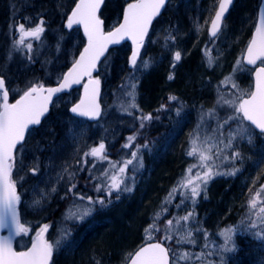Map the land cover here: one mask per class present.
I'll use <instances>...</instances> for the list:
<instances>
[{
	"label": "trees",
	"instance_id": "obj_1",
	"mask_svg": "<svg viewBox=\"0 0 264 264\" xmlns=\"http://www.w3.org/2000/svg\"><path fill=\"white\" fill-rule=\"evenodd\" d=\"M216 1L214 0L215 4H217ZM259 1L235 0L224 22V26L229 24L228 34L232 41L241 37V34L244 36L246 32L247 40L250 38ZM76 2L77 0H0V77L5 79L6 85L10 88L11 100L19 97L32 84L53 85V73L58 69L64 73L70 66L66 59L69 39L73 35L82 42L81 46L84 44V38L79 30H67L63 25ZM130 2L133 0H105L100 11L104 26L109 27L117 18H120L124 6ZM208 2L210 0H171L161 16L154 22L140 58H138V63L147 60L150 66L135 72V103L139 111L135 108H128L130 97L125 94L131 91V88L125 87V84L130 79L129 74L133 72L128 62L129 46L124 44L110 50L100 62L95 76L106 80L110 86L112 96V99L109 98L110 107L125 112L124 117H126V124L111 146L108 147L111 137L103 141L106 143V150L112 153L111 161L103 171L97 174L89 170L77 174L78 168H76L77 187L73 193H69L67 191L69 186L63 183L60 191L44 211L28 213L24 206L19 207V217L25 227L34 232L45 224L50 225L48 241H60L54 251L51 264H96L97 260L100 264H125V258L129 253H133L146 243L155 242H161L163 246L171 250L170 264L174 258L172 252L177 255L181 252L190 253L189 264H264L262 253H258L260 250L257 248L262 244V239L254 235L258 231L263 232L262 224L255 215H251V211H256L258 208L253 210L249 208L254 188L249 189L247 193L250 195L248 196L247 193H243L245 188L237 184V179L219 175L209 181L207 199L204 198L203 193L196 198L195 204L190 199L181 203L178 192L173 197H169V193L190 173L180 163L179 142L175 141V143L174 139H169L170 128L161 104L166 105L165 100L169 98L166 96L171 94L177 97L174 105L177 104L176 107L181 108L180 111L191 118L192 113L198 107L197 86L194 87L198 82L196 75H204V67L197 62L204 63L207 60L205 50H210L209 43L211 42L209 38H206V44L185 60L182 54L181 61L173 68V55L175 51H181L176 39L181 20L179 13L188 6L191 15L196 16L197 8ZM251 18L252 25L249 28L248 21ZM41 20L44 21L46 50L33 56L29 51L22 53L20 50V55L19 50L12 49L9 37L10 35L13 37L15 26L23 23L26 28H31ZM239 30L241 33H238ZM155 31H157V41L152 45ZM74 32L76 34H73ZM18 55L24 64L17 63L16 56ZM242 67V71H236V74H240L237 76L245 82L246 74H248L251 83V70L243 65ZM169 74H173L172 80L168 79ZM203 84L205 85V82ZM63 99L62 106L66 112L65 116L70 118V105L65 102L66 96ZM102 104L104 108V102ZM166 110H169L168 114L171 112L170 109ZM148 113H151L154 118L145 122V126L141 128V120L137 117ZM223 117L221 116L218 118L219 121L214 123L219 143V158L215 156L210 160L215 161L214 165L218 166L214 170L220 172L237 168L231 158L224 160L227 154L224 152L225 142L221 143V141L226 138L225 129L228 127L222 120ZM54 119L55 114L51 110L41 126L33 129L25 143L18 148L17 163L13 167V179L17 182V192L21 200L28 196L37 174H40L42 169L39 168L37 173L33 174L32 170L24 166L21 154L29 152L30 156L37 157V147L45 144L40 129L47 123H54L51 130L54 132L58 127ZM199 123L201 124L200 120ZM194 126L193 124L189 131L192 138L198 136L199 132L201 133V127L197 126L198 132L194 130ZM167 132L168 135H166ZM133 134L136 138L132 145L124 148L123 145L128 142V137ZM31 141L33 143L30 147L33 149L29 150L27 143ZM253 141L262 143V136L255 134L252 143ZM145 144L147 147H143ZM189 148L187 147V152ZM135 149L138 152L136 162L141 172L130 180L132 184L129 187L132 190L113 192L111 196L105 195L103 191L97 192L96 185L100 184L101 187H105L110 183L108 174L119 170L123 162L130 158L129 153ZM113 164L115 167L109 168V165ZM130 168L131 166H127L126 172L123 173L124 179L126 176L132 177ZM197 168L198 166L193 168L192 175L200 172L201 168ZM123 187L124 185H121V189ZM184 191L190 197V191L187 189ZM74 193L91 196L93 199L103 198L106 206L101 207L95 204V210L83 220L65 219L66 210L73 203L82 205L79 209H73L78 214L86 208V205L93 207L88 205L86 200H77ZM117 196H119L118 199ZM166 197L171 203H165ZM189 211L193 212V216L187 224L183 220L176 224V220ZM157 216L159 218L154 220ZM169 219L173 220L170 232L167 225ZM251 220L257 221L256 228L251 227ZM153 224L154 228L149 229V225ZM228 228L233 229L232 236L236 250L224 253L220 251L224 246V238L220 233ZM146 229L151 231L152 239L150 240ZM188 231L192 233V243H177V240L185 237ZM166 234L173 238L164 239ZM25 246L17 245L19 249ZM195 254H200L203 261L196 260ZM220 256L224 257L223 261L220 260ZM179 264H185V262L180 261Z\"/></svg>",
	"mask_w": 264,
	"mask_h": 264
},
{
	"label": "snow or ice",
	"instance_id": "obj_2",
	"mask_svg": "<svg viewBox=\"0 0 264 264\" xmlns=\"http://www.w3.org/2000/svg\"><path fill=\"white\" fill-rule=\"evenodd\" d=\"M104 0H78L71 14L67 17V26L71 28L74 24H80L84 27L85 35L88 37V46L80 54L79 60H77L69 72L64 76L63 82L56 88H45L43 84H32L24 91L23 95L13 104H9V91L6 90V81L0 77V94H2V103H0V228L11 227L14 235H27L29 229L25 227L18 215L17 206L21 202V196L17 192V182L13 179V167H14V151H18L17 145H21L26 139V133L29 132L30 125H39L41 123V117L48 111V104L52 100V97L69 87L72 83H79L84 76L89 77L88 84L85 85V98L81 100L79 104L71 109L73 113L79 116H87L90 119H96L101 115V109L99 103H97V97L100 94V79L99 77L93 78L92 73L97 71V62L100 57L107 51L109 44L119 43L125 36L129 37L133 43V49L131 56L129 57V66L133 69V72L129 74V81L125 84L126 88H131V91H127L125 94L130 97L128 102V108H135L139 111L138 106L135 103V72L142 69H147L150 66L149 61L144 60L142 63H138L140 58V48L144 44V39L148 34L149 26L152 24L154 18L161 13V9L165 7L166 0H133L128 3L124 9V22L120 24L115 31H110L105 34L102 31V21L97 16V12L100 10ZM233 4V0H218V7L215 10V15L211 19L210 26L208 28L210 39L218 37L224 28V21L226 19V13L229 12L230 6ZM207 23V21L205 22ZM44 21L41 20L35 27L26 28L25 24H20L18 31L20 32V39L16 41L18 45L25 43L28 37L34 39H40L41 33L44 32ZM29 51L32 50V44L26 45ZM205 56L209 66L215 63V58L212 56L211 50H205ZM181 51H175L173 55L172 67L175 68L176 64L181 61ZM259 61V65H257ZM256 66L254 68L255 74V90L248 92H240V95L235 99H228L223 93L220 94L217 103H223L232 108L238 116L229 115L224 123L227 124L232 119H242L249 122L254 129L259 130V133L264 135V0H261V4L257 13V20L254 26V31L251 39L246 48V54L242 59L237 60L236 65L233 67L232 73L225 77L221 84L226 81H230L232 86L239 90V86L235 83L234 74L236 71H242L243 64ZM173 74H169L168 79L172 80ZM247 96V98H243ZM177 97L169 96L170 101H175ZM164 105H161L163 108ZM127 111V109H124ZM214 110H209L211 114ZM129 114H131L129 112ZM141 120L140 127L145 126V122L151 121L154 117L151 113L137 117ZM244 135L247 136L249 142L253 137V131L251 128L244 126ZM230 139L225 147L232 146V140L235 138V134H230ZM136 136L133 134L128 137V142L123 145L124 148H129ZM223 143V141H221ZM139 147V146H137ZM143 147H147L145 144ZM211 149H201L196 145L195 140L192 142V147L188 152L189 156H199V167L206 168L203 172H196L194 178L191 175L185 176L172 192L169 193V197H173L177 194L181 197V203L186 200H191L193 204L196 203V198L203 193L205 199H207V185L210 180L219 175H235L239 169L233 168L231 172L223 173L214 170L217 165L206 164V161H210L212 156L206 153H210ZM86 156L94 157L98 160L107 159L106 147L101 142L98 147H92L89 152L85 153ZM132 159L126 160L119 168V173H125L127 166L133 163L138 157V152L133 151L131 153ZM219 155L217 154V159ZM240 158V153L232 152L231 159L233 161ZM229 157L225 156L224 160H228ZM115 167V165H112ZM142 166V158H141ZM197 165H191L186 171L191 173L193 168ZM38 167L32 169L33 174L38 171ZM64 173L67 174L69 187L67 191L73 193V190L77 187L75 183L76 172L69 171L67 167L64 169ZM107 173V170H105ZM22 179V178H21ZM110 183L105 187H101L100 184L96 185L97 192H104L105 195L111 196L113 192L131 191V187L127 185L126 180L118 175L109 177ZM121 185H124L121 189ZM187 189L191 195L188 196ZM53 192L56 191L54 187ZM262 192H264V185H261V191H258L249 201L250 210L257 209L258 200ZM77 200L87 201L88 205L93 207H86L79 214L73 211L74 208H81L82 205L73 203L66 210L65 219H78L83 220L84 217L91 214L95 210L94 205L99 204L101 207L106 206V201L103 198L93 199L91 196L84 194L74 193ZM119 196H117V199ZM38 201L34 202L35 204ZM110 203V201H108ZM165 203H171L166 197ZM179 207V205H177ZM251 215H255L261 224H264V206L259 207L256 211H251ZM193 216V212L189 211L187 215L180 217L176 220V224H179L183 220L186 224ZM159 217H155L154 220ZM175 219V218H174ZM169 226L168 231H171L173 220H167ZM48 225H43L36 233V237L32 241L31 248L26 251H16L13 249L11 236L0 237V264H49L53 257L54 251L59 246L60 241L49 242L45 239V233L48 231ZM251 227H257V221L251 220ZM154 228L153 225H149V229ZM149 229L145 231L148 233V239H152V234ZM233 229L228 228L220 233L224 238V246L221 248V252L228 253L236 250V244L233 240ZM191 231H188L186 236L182 239H178L177 243H192ZM257 237L264 239V232L258 231L254 233ZM171 235H165L164 239L171 240ZM170 249L162 246L161 242L148 243L146 246H141L134 253H129L126 256V264H170ZM174 257L171 264H179L180 261H184L185 264H189L191 260V254L188 252H181L177 255L175 252L171 253ZM195 259L203 261V257L200 254H195ZM220 260L223 261L224 257L220 256ZM96 264H100L97 260Z\"/></svg>",
	"mask_w": 264,
	"mask_h": 264
},
{
	"label": "rangeland",
	"instance_id": "obj_3",
	"mask_svg": "<svg viewBox=\"0 0 264 264\" xmlns=\"http://www.w3.org/2000/svg\"><path fill=\"white\" fill-rule=\"evenodd\" d=\"M217 2L218 0L216 3ZM215 6L216 4L214 3V0H210V2L197 8L196 16L191 15V11L188 6L179 13L181 20L176 32V39L178 40V46L183 54L184 60L190 57V55L196 53V51L201 48L202 45L206 44V38L208 39L207 27L216 8ZM251 20L252 18L250 21H248L249 28L252 25ZM118 21L119 18H117L111 24V26H115ZM206 21L207 23H205ZM15 27V29L13 28V37L10 35L9 42L11 40L12 45H10L12 49L16 51L19 50L18 52L20 55L21 52L23 53V51H29L26 47L28 43L32 44V50L29 51L30 55L33 54L34 56L39 54L42 50H46L47 43L44 35L45 32L41 33L40 39L38 40L34 38H27L24 44L18 45L16 41L20 39L21 34L18 31L19 25ZM72 30L78 29L75 28ZM156 32L157 31H155L152 37V45L157 41ZM228 33L229 24L224 26L223 32H221L217 38L210 40L211 42L209 43V48L211 50L212 56L215 58V63L209 66L207 60H205L206 62L204 61V63L197 62V64L204 67V75H202L203 77L196 75L198 82L197 85L195 83L194 87L197 86L198 107H196L197 110L192 113L191 118L189 116H185L180 111L181 108L176 107L177 104L174 105V101H170L169 98H167L172 96L170 93L169 96H166L167 100L165 101L167 104L164 105L163 109L165 111L164 117L168 120L170 128L169 139H174V142H179L180 163L186 169H188L189 166L193 164L198 166L197 169L200 168L199 156H189L187 147H190V150L192 147V142L195 140L196 145L201 149H211V152L206 154L211 155L213 159L215 156H217V154L219 155V143L214 123L218 122V118L221 116H224L222 120L225 121L229 115L234 117L239 115L235 113L232 108L228 107V105L223 104L222 102L219 104L217 103L220 94L223 93L228 99H235L236 96L240 95L241 91L248 92L251 90V83L248 79V74H246V81L243 82L238 77L240 74H236L235 72L233 78L235 83L239 86V90L234 88L230 81H226L224 84H221V81H224L225 77L232 73L233 67L236 65L237 60L242 59L244 48L249 40H247V32L244 36L241 34V37L236 38L234 41H232V38ZM238 33H241V30H239ZM73 34H76V32ZM81 43L82 42H80L76 36L72 35L71 39H69L66 55L69 65L75 61L77 57L76 53H80L83 47L81 46ZM16 59L17 63L22 65L23 62L20 60L21 57L19 55L16 56ZM62 74L63 73L60 72L59 69L53 73L52 78L54 83L60 81ZM95 78L97 77L95 76ZM99 79L103 86L101 102H104V108L100 117L95 122L89 123L87 121L85 122L75 119L72 116H70V118L65 116L66 112L62 106L64 97H62L56 100L51 109L55 114L54 120L56 124H58V127L55 130L56 132H51L54 123H47L40 129V133L43 136L42 139L45 144L43 146L39 145L37 147V157L35 158L34 155H32V158L29 152H23L21 154L22 161L27 169L32 170L34 167H38V169L42 168L40 174H37V178L29 191V195L23 203V206L28 213H38L44 211L50 205L54 196L60 191L63 183L67 184V186H70L67 174L64 173L65 167H67L69 171H75L76 168H78L77 174L88 172V170L91 173L97 174L103 171L111 161L112 153L107 150V159L104 160H98L94 157L85 155V153L89 152L92 147H98V145L103 142L104 139H108L109 137L111 138L109 140L108 147L111 146V143L119 136L122 127L126 124V117H124L125 112L113 109L109 105V98L112 99V96L110 95V86H108L106 80L101 79L100 77ZM203 82H205V85ZM79 95L80 90H74L66 96L67 99L65 102H68V104L71 106L77 102ZM161 105H163V103ZM166 109H170L171 112L168 114L169 110ZM209 110L214 111L209 114ZM199 120L201 121V124L199 123ZM193 124L195 125L194 130H197L196 128L198 125L201 127V133L197 130L199 135L195 136L194 138H192V136L189 134ZM225 125L228 127L225 129L226 138L223 140L225 145L231 138L230 134H235V138L232 140V146L230 148L225 147L224 145V152L227 154L226 156L229 157V159L231 158L232 152L240 153V158L235 161L231 159L232 162H235L239 171L235 175L224 176H231L235 180L237 179V184L240 187L245 188L243 193H247L251 187L254 188V196L258 191H261V185H264V139L262 138V143H255L254 141V143H252V140L249 142L247 136L244 135V126L249 128L251 127L245 124L242 119L229 120ZM110 129H112V131ZM255 134L256 133L253 131L252 139L254 138ZM166 135H168V132ZM32 143L33 141L27 143V148L29 150L33 149V147H30ZM103 143L106 145L105 142ZM133 151H136V149ZM132 152L129 153L130 158L127 160L132 159ZM40 153L42 156H40ZM194 158H196V160ZM136 161L137 159L133 160V163L128 165L131 166L130 169L132 173V177L125 175L128 186L132 184L130 180L133 179V176L140 174L141 172ZM214 162L215 161H206L205 163L214 165ZM110 167L113 166L109 165V168ZM205 170L207 169L201 168L200 172ZM231 171L232 169H229L223 171V173H228ZM23 173H25V171H23ZM113 175L122 177L123 173H119V170L113 171L108 174V178ZM190 175L193 178L195 176L192 175V172ZM217 183H219V181H217ZM54 187L56 188L55 192L52 191ZM247 195L249 196L250 193H247ZM257 200V208L264 206V192H262L260 197H257ZM36 201L39 203L35 204L34 206V202ZM86 207L88 206L86 205ZM185 215H187V213H185L183 216ZM262 228L264 232V224H262ZM28 229L29 231L27 235L21 234L17 237L18 244L27 245L34 239L36 233L40 230L37 229L33 232L30 228ZM202 231L203 230L201 229V232ZM257 248L260 250L258 253H262V262L264 263V239H262V244L257 246Z\"/></svg>",
	"mask_w": 264,
	"mask_h": 264
},
{
	"label": "water",
	"instance_id": "obj_4",
	"mask_svg": "<svg viewBox=\"0 0 264 264\" xmlns=\"http://www.w3.org/2000/svg\"><path fill=\"white\" fill-rule=\"evenodd\" d=\"M104 1H105V0H104ZM234 1H235V0H233V3H234ZM77 2H78V0H77ZM77 2H76V3H77ZM169 2H170V0H166L165 7H166V5H167ZM103 3H104V2H103ZM103 3H102V5H101V8H102V6H103ZM260 4H261V0H260V3H259V6H260ZM232 6H233V4L230 6L229 12L231 11ZM259 6H258V9H259ZM126 7H127V5H125L124 9H125ZM165 7L161 9V13H160V15L162 14V12H163V10L165 9ZM217 7H218V4H217ZM217 7H216V8H217ZM73 8H74V7H73ZM101 8H100V10H101ZM124 9H123V11H122V13H121V17H120L119 23H118L114 28H112V29H110V30H106V29L104 28L103 21H102L101 18H100V10L97 12V16H98L99 19L102 21V24H101L102 31H103L105 34H107V33L110 32V31H115V29L118 28V27L120 26V24H122V23L124 22V18H123V16H124ZM215 10H216V9H215ZM71 11H72V10H71ZM229 12L226 13V18H227V16H228ZM257 13H258V10H257ZM70 14H71V12L69 13V15H70ZM160 15H158L156 18H154L152 24L149 26L148 34H147V36H146L145 39H144V44H145V42H146V40H147V37H148V35H149V32H150V30H151V27H152L153 23L156 21V19H158V18L160 17ZM214 15H215V11H214V13H213L211 19L214 17ZM67 17H68V16H67ZM67 17H66V19H65L64 26H65L66 28H69V27L67 26ZM256 20H257V16H256ZM210 23H211V20H210V22H209V24H208V27H207V35H208V37H209L208 28H209V26H210ZM255 23H256V21H255ZM254 26H255V25H254ZM74 27H78V28L80 29V31H81V33H82L84 39H85V44H84L83 48L81 49L80 53L78 54V56L76 57L75 61L71 64V66L68 68V70L62 75L60 81L57 82L56 84L52 85V86H44L46 89H47V88H56V87H59L60 83L63 82V78H64V76H65V75L69 72V70L72 68L73 64H74L77 60H79V58H80V54L84 51L85 47L88 46V37L85 35L83 25H80V24H74L71 28H74ZM253 31H254V28H253ZM253 31H252V34H253ZM252 34H251V36H252ZM28 38H31V37H28ZM209 38H210V37H209ZM213 39H215V38H213ZM250 39H251V37H250ZM249 41H250V40H249ZM248 43H249V42H248ZM122 44H128V45L130 46V50H131V51H130V56H131V52H132V49H133V43H132V40H131L129 37L125 36L123 39L120 40L119 43H116V44H109V45H108L107 51L104 53L103 56L100 57V60L97 62V67H98L99 63L101 62V60H102V59L105 57V55L108 53V51H110V50L113 49V48L119 47V46L122 45ZM144 44H143V45L141 46V48H140V53H141V51H142V49H143V47H144ZM247 45H248V44H247ZM246 48H247V46H246ZM246 48H245V50H244V53H243L242 57L246 54ZM259 63H260V62L257 61V65H259ZM244 65H245L247 68L252 69V81H253V89H252V90H255V74H254V68H255L256 66H253V65H247L246 63H245ZM95 72H96V71H94V72L92 73L93 78H94V73H95ZM88 82H89V77H88V76H84V77L81 78V80H80L79 83H72L69 87L65 88L63 91L56 93V94L52 97V100H51V101L49 102V104H48V111L44 114L43 117H41V123H42V121L44 120V118L48 115V113H49L51 107L53 106L54 102H55L59 97H61V96H63V95H66V94H69L71 91H73V90H75V89H77V88H80V98H79L78 102L75 103V104L70 108V110H69L70 114H71L72 116H74V117L81 118V119L86 120V121H89V122L94 121L95 119H90V118L87 117V116H79V115H76L75 113H73V112L71 111V109H72L73 107H75L77 104H79V103L81 102L82 99L85 98V85L88 84ZM6 90H7V87H6ZM22 95H23V94H22ZM19 98H20V97H19ZM19 98H17L15 101H13V102H11V103L9 102V100H8V102H9V104H13V103H15ZM245 98H247V97H245ZM100 100H101V84H100V94H99V96L97 97V103H99V105H100V109H102V107H101V103H100ZM1 103H2V94H1ZM244 122L247 123V124H249V122H247V121H244ZM41 123H40V124H41ZM40 124H39V125H30V127H29V131H30L31 129H33V128L39 127ZM249 125H250V124H249ZM250 126H251V125H250ZM251 128H252L254 131H256L257 133H259V130L254 129L253 126H251ZM28 133H29V132L26 133V138H27ZM263 136H264V135H263ZM18 147H19V145H17V148H18ZM15 152H16V151H14V156H15ZM13 163H14V162H13ZM18 207H19V205L17 206V211H18V215H19ZM5 230L8 231V234H7L6 236L3 235V232H4ZM48 231H49V227H48ZM48 231L45 233V239H46V236H47ZM9 236H11L13 249L15 250L14 239H15V236H16V235L13 234L11 227L9 226V227H5V228H0V237H9ZM35 237H36V236H35ZM35 237H34V238H35ZM147 244H148V243L144 244L143 246H146ZM31 245H32V243L30 244V246H29L26 250H28L29 248H31ZM26 250H24V251H26ZM137 250H138V249H137ZM51 260H52V259H51ZM51 260H50L49 264H51Z\"/></svg>",
	"mask_w": 264,
	"mask_h": 264
}]
</instances>
